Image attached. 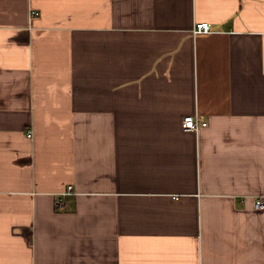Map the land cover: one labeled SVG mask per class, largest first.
I'll list each match as a JSON object with an SVG mask.
<instances>
[{"label":"crops","instance_id":"1","mask_svg":"<svg viewBox=\"0 0 264 264\" xmlns=\"http://www.w3.org/2000/svg\"><path fill=\"white\" fill-rule=\"evenodd\" d=\"M259 197L264 0H0V264H264Z\"/></svg>","mask_w":264,"mask_h":264},{"label":"built area","instance_id":"2","mask_svg":"<svg viewBox=\"0 0 264 264\" xmlns=\"http://www.w3.org/2000/svg\"><path fill=\"white\" fill-rule=\"evenodd\" d=\"M28 14H29V20L39 17V14L33 11H29ZM210 32H211V26L207 23H204V24L195 25V27L192 29L191 34L193 38H196V37H203L205 35H209ZM206 126H207L206 123H203L197 115L184 118L181 122V128L184 131L191 132V133L198 132L200 129H205L207 128ZM32 135H33L32 132L28 133L27 138L31 140ZM68 189H69L68 192L63 193L61 196L65 197V196L70 195L71 189L70 188ZM63 207H64V204L62 200L56 203V209L58 211H61ZM254 208L256 211H263L264 210V199L259 197L254 205Z\"/></svg>","mask_w":264,"mask_h":264}]
</instances>
